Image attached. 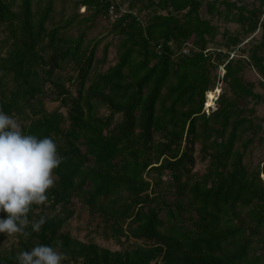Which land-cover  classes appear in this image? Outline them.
I'll use <instances>...</instances> for the list:
<instances>
[{
    "label": "trees",
    "instance_id": "trees-1",
    "mask_svg": "<svg viewBox=\"0 0 264 264\" xmlns=\"http://www.w3.org/2000/svg\"><path fill=\"white\" fill-rule=\"evenodd\" d=\"M242 1L130 0L97 56L107 0H0V110L63 158L0 264L57 239L63 264H264V0Z\"/></svg>",
    "mask_w": 264,
    "mask_h": 264
},
{
    "label": "clouds",
    "instance_id": "clouds-1",
    "mask_svg": "<svg viewBox=\"0 0 264 264\" xmlns=\"http://www.w3.org/2000/svg\"><path fill=\"white\" fill-rule=\"evenodd\" d=\"M62 159L51 137L24 134L17 119L0 110V213L6 214L0 218V234L27 238L29 226L34 232L41 230L50 217L30 220L29 214L41 212L47 204ZM55 243L56 248L40 244L17 253V264H63L68 255L59 250L58 239Z\"/></svg>",
    "mask_w": 264,
    "mask_h": 264
},
{
    "label": "rangeland",
    "instance_id": "rangeland-1",
    "mask_svg": "<svg viewBox=\"0 0 264 264\" xmlns=\"http://www.w3.org/2000/svg\"><path fill=\"white\" fill-rule=\"evenodd\" d=\"M250 1L251 0H243L242 2H244V3H246V4H248L249 5V3H250ZM248 2V3H247ZM83 11V9H80V12H82ZM215 23H217V25L221 28V30H223V28L224 27H226V28H228V29H230V31H235L236 29H237V25L236 24H234V23H230V24H226V23H224V22H222V21H218L217 19H214L213 20ZM108 23H106V22H101L99 25H98V27H97V29L94 31V33H93V35H95V36H99V37H101V36H103V37H106V39L99 45V47H98V49H97V56H100L101 54H102V48H103V46L107 43V42H109V41H111L112 40V36L111 35H109V34H107V32H108ZM212 46V45H211ZM109 52H110V58H112V55L114 54V49H113V47H110L109 48ZM238 54V52H232V54H231V57L232 56H234V55H237ZM110 62H113L112 60H110ZM224 70L222 69V67H220L219 69H218V71H216V73H218L220 76H222L223 74H224ZM245 75H246V80H248V81H257L258 79H259V76L254 72V70H252V71H250V70H247L246 72H245ZM220 89V88H219ZM257 89H258V91H260V92H262L263 90L260 88V87H257ZM216 90V89H215ZM220 92H221V89H220ZM220 92H218V95H217V97H216V101H217V98H218V96H219V94H220ZM206 98H207V96H206ZM207 100H208V98H207ZM216 101H215V104H212V106L211 107H206V105H205V107H206V110L208 111V110H213V109H216ZM209 102V101H208ZM57 106V103H55V104H48L47 105V107L49 108V109H53L54 107H56ZM257 115H258V117L261 119V120H263L264 121V103H261V104H258L257 106ZM262 151H263V147H261V146H258V147H256V152H255V155H254V157H252V159H253V163H256V161L260 158V155L259 154H261L262 153ZM251 159V160H252ZM206 164H201V171H204V166H205ZM76 213H75V215H74V217L69 221V223H70V226L72 227V229H73V232L74 233H77L78 234V236L80 237V238H84L85 237V234L87 233V230H86V225H87V222L89 221V214H88V212H87V210H84V209H81L80 208V206H78V207H76V211H75ZM91 229V228H90ZM96 240L100 243V244H102V245H105L104 243H103V241H102V239H101V237H96ZM115 247H117V246H115V245H113L112 246V248H115Z\"/></svg>",
    "mask_w": 264,
    "mask_h": 264
},
{
    "label": "built area",
    "instance_id": "built-area-1",
    "mask_svg": "<svg viewBox=\"0 0 264 264\" xmlns=\"http://www.w3.org/2000/svg\"><path fill=\"white\" fill-rule=\"evenodd\" d=\"M109 5L107 12L102 16L105 22L118 21L127 14L138 16V12L131 8L130 0H107Z\"/></svg>",
    "mask_w": 264,
    "mask_h": 264
},
{
    "label": "bare ground",
    "instance_id": "bare-ground-1",
    "mask_svg": "<svg viewBox=\"0 0 264 264\" xmlns=\"http://www.w3.org/2000/svg\"><path fill=\"white\" fill-rule=\"evenodd\" d=\"M218 92H220V89L217 88L216 90H212L211 92L207 93V102L209 101V103L212 105V104H215V101H216V97L218 95Z\"/></svg>",
    "mask_w": 264,
    "mask_h": 264
}]
</instances>
